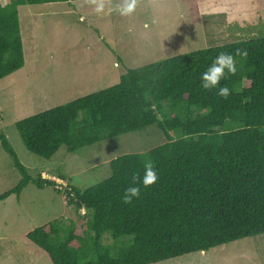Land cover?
Listing matches in <instances>:
<instances>
[{
  "label": "trees",
  "instance_id": "1",
  "mask_svg": "<svg viewBox=\"0 0 264 264\" xmlns=\"http://www.w3.org/2000/svg\"><path fill=\"white\" fill-rule=\"evenodd\" d=\"M74 1L0 2V79L25 62L19 6ZM238 49L247 56H235ZM221 52L232 53L237 66L221 81L230 89L227 99L201 88V74ZM14 125L25 148L45 159L62 146L77 153L150 125L166 137L147 151L112 158L108 177L80 189L33 177L0 133L20 176L0 200L19 197L32 182L52 186L73 207L74 218L52 219L22 237L50 264H208L210 248L264 234V34L128 68L117 83ZM147 160L157 182L141 185L140 197L123 203L132 174L143 176ZM104 233L112 242L103 241Z\"/></svg>",
  "mask_w": 264,
  "mask_h": 264
},
{
  "label": "rangeland",
  "instance_id": "2",
  "mask_svg": "<svg viewBox=\"0 0 264 264\" xmlns=\"http://www.w3.org/2000/svg\"><path fill=\"white\" fill-rule=\"evenodd\" d=\"M18 11L25 62L0 79V133L33 177L40 174L54 180L58 188L94 185L109 176L112 158L147 151L166 137L150 125L77 153L62 146L45 159L25 148L16 120L111 86L128 68L264 34V0H141L130 16L108 9L96 14L82 0L71 5L26 4ZM19 177L0 146V194L15 186ZM73 215V207L52 186L38 188L30 182L19 197L10 194L0 200V264H50L22 237L45 222ZM106 236L103 241L112 242ZM205 253L208 264H264V234L214 246Z\"/></svg>",
  "mask_w": 264,
  "mask_h": 264
},
{
  "label": "clouds",
  "instance_id": "3",
  "mask_svg": "<svg viewBox=\"0 0 264 264\" xmlns=\"http://www.w3.org/2000/svg\"><path fill=\"white\" fill-rule=\"evenodd\" d=\"M83 6H89L96 14H102L106 9L115 11L121 16L132 15L141 0H82ZM83 22L84 17H81ZM148 27L147 24L144 26ZM246 50H237L235 56H247ZM232 53L221 52L208 68L201 74V88L206 91L217 90V95L227 99L231 94L227 85H221V81L228 75H235L237 72L236 59ZM155 108V105H153ZM143 176L139 172H135L131 177V184L124 190L122 201L125 204L132 203L133 199H138L141 194V185L148 188L154 185L158 180V172L155 164L151 160H147L143 165Z\"/></svg>",
  "mask_w": 264,
  "mask_h": 264
}]
</instances>
